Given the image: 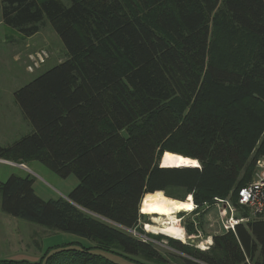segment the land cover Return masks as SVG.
<instances>
[{
  "label": "trees",
  "instance_id": "trees-1",
  "mask_svg": "<svg viewBox=\"0 0 264 264\" xmlns=\"http://www.w3.org/2000/svg\"><path fill=\"white\" fill-rule=\"evenodd\" d=\"M0 5L6 27L29 38L49 24L66 54L14 92L33 131L0 146L2 161L39 162L78 181L66 197L48 200L35 194L29 174L0 182L2 213L92 244L47 251L42 264H264V219L215 236L200 251L145 233L139 212L144 195L182 187L200 213L184 227L192 234L193 221L204 224L202 206L227 197L235 205L252 181L264 158V0ZM217 35L224 48L213 52ZM165 153L200 167L158 169ZM164 240L179 255L159 253L154 243Z\"/></svg>",
  "mask_w": 264,
  "mask_h": 264
},
{
  "label": "rangeland",
  "instance_id": "rangeland-1",
  "mask_svg": "<svg viewBox=\"0 0 264 264\" xmlns=\"http://www.w3.org/2000/svg\"><path fill=\"white\" fill-rule=\"evenodd\" d=\"M1 2V0H0ZM1 10V5H0ZM1 14V12H0ZM212 30L214 25L212 24ZM211 28V27H210ZM216 33L223 34L221 27H217ZM16 34L5 25L0 24V146L7 147L20 140L22 137L32 133L33 128L30 123L25 119L19 107L15 104L13 94L21 87L27 85L37 76L45 71L53 68L60 62L66 59L65 48L59 37L52 31L49 24L43 26L40 34L36 36L35 44L29 48L27 52L38 49H45L48 52L49 58L46 63L34 73H27L25 67L27 65L26 54L19 62L14 61L13 50L15 46L8 43L9 46H3L2 42H13L12 37ZM211 49L213 52H220V48H224V40L222 36L217 35L212 38ZM29 52V53H30ZM181 145V144H180ZM174 148L180 149V146L175 145ZM183 147V145H181ZM162 158V159H161ZM200 165L197 161L178 156L177 154L165 153L160 157L157 168L158 169H195ZM29 174L35 180V192L37 196L43 200L47 198H56L70 192L77 184L78 181L70 176L67 179H61L44 165L39 162H30L25 166V169L0 162V182H4L11 175L24 176ZM177 179V176H173ZM161 192L166 197L185 201L190 199L193 203L192 196L185 193V189L177 186H169L166 189L167 194ZM169 194V195H168ZM226 200L231 201L230 197ZM232 202V201H231ZM212 205L202 206L198 211L206 210V214L214 212ZM140 212V210H139ZM195 212H180L175 215L179 220V225L182 229L187 222H191ZM197 213V212H196ZM143 215V214H142ZM215 216L214 214H211ZM204 216V221H206ZM142 230L145 233L159 235L162 238L169 239L163 234L150 233L145 230V224H153L152 217L143 215L141 218ZM183 231V233H185ZM132 236H137L134 231H127ZM172 239V238H170ZM180 242V241H178ZM80 245H79V244ZM184 244L183 242H180ZM188 243V242H187ZM72 244L73 248L88 247L92 245L88 240L81 239L74 235L65 234L62 232L48 230L44 227L38 226L33 223L14 218L0 211V260H9L19 262L20 264H42V254L51 250H57L66 247L65 245ZM155 249L164 257L169 255H179L171 250L167 241L154 243ZM117 259V257H116ZM120 263L126 264L121 258L117 259ZM149 264L146 262H139V264ZM172 263V262H170Z\"/></svg>",
  "mask_w": 264,
  "mask_h": 264
},
{
  "label": "built area",
  "instance_id": "built-area-1",
  "mask_svg": "<svg viewBox=\"0 0 264 264\" xmlns=\"http://www.w3.org/2000/svg\"><path fill=\"white\" fill-rule=\"evenodd\" d=\"M48 58L49 55L45 49L28 53L26 72L31 74L38 71ZM0 162L13 165L7 161L0 160ZM212 207L214 212L205 214L207 218L203 226H199V222L193 221L194 233L188 234L182 229L185 232L184 244L193 246L200 251H207L212 246L213 237L229 232L235 233L237 226L244 225L250 220L264 219V158L256 161L252 181L238 191L235 205L226 199H215ZM195 210L196 206L194 205L191 212H195ZM244 211L247 212V216L242 214ZM199 215L200 213L194 214L195 217H199Z\"/></svg>",
  "mask_w": 264,
  "mask_h": 264
},
{
  "label": "bare ground",
  "instance_id": "bare-ground-1",
  "mask_svg": "<svg viewBox=\"0 0 264 264\" xmlns=\"http://www.w3.org/2000/svg\"><path fill=\"white\" fill-rule=\"evenodd\" d=\"M194 205L187 199L174 200L161 192L146 194L141 200L140 214L152 217L153 224H145V230L150 233L163 234L174 240L185 242L184 233L175 217L180 212L193 211Z\"/></svg>",
  "mask_w": 264,
  "mask_h": 264
},
{
  "label": "crops",
  "instance_id": "crops-1",
  "mask_svg": "<svg viewBox=\"0 0 264 264\" xmlns=\"http://www.w3.org/2000/svg\"><path fill=\"white\" fill-rule=\"evenodd\" d=\"M0 12H1V10H0ZM0 24L4 25L2 23L1 14H0ZM16 34H18V33L16 32ZM39 34H40V31L36 35H34L32 37H29V38H24L20 34H18V35H15L14 37L11 38L13 42H7V41H5V42H2V43H4L3 46H9L8 43L12 44L11 46H13V47L15 46V48L13 50L14 51L13 52V55H14V58L13 59L16 62H19V60H22L23 59V57L25 56V54L27 56V54L30 52L31 49L27 52V50L29 48H35V47H33L34 44H35V39H36V36H38ZM33 189H34V192H35V180H34V184H33ZM35 194H36V192H35ZM68 194H69V192L66 193V194H61L62 196H60V197H66ZM56 198H58V197H56ZM56 198H53V199H56ZM48 199H52V198H47V200Z\"/></svg>",
  "mask_w": 264,
  "mask_h": 264
},
{
  "label": "water",
  "instance_id": "water-1",
  "mask_svg": "<svg viewBox=\"0 0 264 264\" xmlns=\"http://www.w3.org/2000/svg\"><path fill=\"white\" fill-rule=\"evenodd\" d=\"M162 159V158H161ZM13 164V163H12ZM13 165H16V164H13ZM17 167H20V168H22V169H25V167L23 166V165H16ZM140 204H141V202H140ZM139 210H140V206H139Z\"/></svg>",
  "mask_w": 264,
  "mask_h": 264
}]
</instances>
